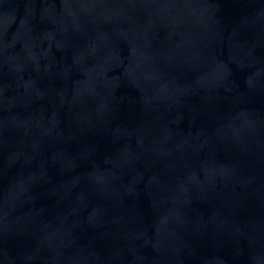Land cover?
<instances>
[{
	"label": "water",
	"instance_id": "95a60500",
	"mask_svg": "<svg viewBox=\"0 0 264 264\" xmlns=\"http://www.w3.org/2000/svg\"><path fill=\"white\" fill-rule=\"evenodd\" d=\"M0 264H264V0H0Z\"/></svg>",
	"mask_w": 264,
	"mask_h": 264
}]
</instances>
